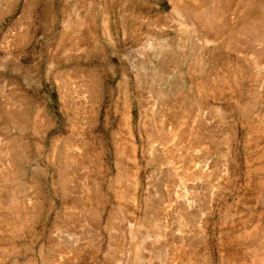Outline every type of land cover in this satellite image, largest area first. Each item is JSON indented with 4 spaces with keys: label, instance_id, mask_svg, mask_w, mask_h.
<instances>
[{
    "label": "rangeland",
    "instance_id": "rangeland-1",
    "mask_svg": "<svg viewBox=\"0 0 264 264\" xmlns=\"http://www.w3.org/2000/svg\"><path fill=\"white\" fill-rule=\"evenodd\" d=\"M0 264H264V0H0Z\"/></svg>",
    "mask_w": 264,
    "mask_h": 264
}]
</instances>
